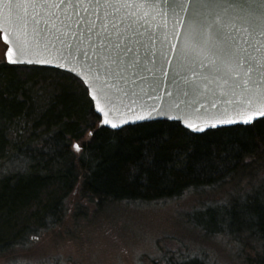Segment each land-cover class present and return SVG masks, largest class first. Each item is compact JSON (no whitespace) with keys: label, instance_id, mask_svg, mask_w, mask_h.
Listing matches in <instances>:
<instances>
[{"label":"snow or ice","instance_id":"obj_1","mask_svg":"<svg viewBox=\"0 0 264 264\" xmlns=\"http://www.w3.org/2000/svg\"><path fill=\"white\" fill-rule=\"evenodd\" d=\"M9 65L55 73L88 106L92 120L69 135L53 129L45 152L83 159L101 130L118 136L138 122L175 121L185 137L251 132L264 120V0H0V69ZM237 144L250 167L247 141ZM177 148L182 163L191 149ZM153 162L146 151L131 170ZM209 207L221 218L231 210ZM238 215L250 221L254 209L241 204Z\"/></svg>","mask_w":264,"mask_h":264},{"label":"trees","instance_id":"obj_2","mask_svg":"<svg viewBox=\"0 0 264 264\" xmlns=\"http://www.w3.org/2000/svg\"><path fill=\"white\" fill-rule=\"evenodd\" d=\"M40 68L0 69V259L26 248L32 236L60 233L55 230H62L66 219L87 222L120 206L191 197V206L180 217L191 239L160 240L159 254L146 264H188L185 258L196 252L199 258L192 264H231L221 257L214 260L216 252L203 248L205 239L220 236L237 264H264V120L251 132L233 126L191 137L168 121L127 126L118 136L105 128L83 159L67 151L45 152V138L53 129L69 135L92 116L82 99L68 95L61 77ZM241 136L247 141L242 155L255 157L250 167L243 166L235 151ZM165 137L168 143L162 144ZM185 143L191 155L180 163L177 146ZM109 144L115 147L109 149ZM146 151L153 164L133 172L132 161ZM220 202L231 205L223 218L209 207ZM244 203L254 209L250 221L238 215Z\"/></svg>","mask_w":264,"mask_h":264},{"label":"rangeland","instance_id":"obj_3","mask_svg":"<svg viewBox=\"0 0 264 264\" xmlns=\"http://www.w3.org/2000/svg\"><path fill=\"white\" fill-rule=\"evenodd\" d=\"M191 201L189 197L174 202L120 206L115 212H104L91 221L80 223H72L68 218L71 221L66 219L62 230H55L60 233L50 231L30 237L26 248L12 257L0 259V264H146L148 259L159 254L157 242L160 240L175 237L187 242L191 239V231L180 219ZM220 237L205 239L203 248L209 254L216 252L214 260L221 257L222 261L237 264L226 254ZM191 251L197 250L192 248ZM196 255L199 258L196 252L188 255L185 261L192 264Z\"/></svg>","mask_w":264,"mask_h":264},{"label":"water","instance_id":"obj_4","mask_svg":"<svg viewBox=\"0 0 264 264\" xmlns=\"http://www.w3.org/2000/svg\"><path fill=\"white\" fill-rule=\"evenodd\" d=\"M12 66V65H11ZM23 66H32V65H23ZM35 67H41V66H39V65H36ZM150 122H155V121H150ZM168 122H175V121H168ZM139 124H143V123H149V122H138ZM127 126H134V125H125L124 127H127ZM225 127H233L232 125H230V126H225ZM224 127V128H225ZM106 129H109V130H112V129H110V128H107L106 127ZM212 130H215V129H212ZM112 131H115V130H112ZM193 134H199V133H193Z\"/></svg>","mask_w":264,"mask_h":264}]
</instances>
